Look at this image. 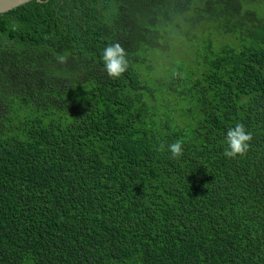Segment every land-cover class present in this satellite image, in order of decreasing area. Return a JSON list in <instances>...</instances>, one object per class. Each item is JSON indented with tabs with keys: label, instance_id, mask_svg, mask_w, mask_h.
<instances>
[{
	"label": "trees",
	"instance_id": "obj_1",
	"mask_svg": "<svg viewBox=\"0 0 264 264\" xmlns=\"http://www.w3.org/2000/svg\"><path fill=\"white\" fill-rule=\"evenodd\" d=\"M224 2L226 22L211 19ZM255 4L33 0L0 15V264H264ZM191 10L213 28L170 41ZM115 43L128 68L114 80L101 55ZM237 123L252 139L228 158ZM178 139L180 159L158 151Z\"/></svg>",
	"mask_w": 264,
	"mask_h": 264
},
{
	"label": "clouds",
	"instance_id": "obj_2",
	"mask_svg": "<svg viewBox=\"0 0 264 264\" xmlns=\"http://www.w3.org/2000/svg\"><path fill=\"white\" fill-rule=\"evenodd\" d=\"M126 52L119 43H115L106 47L101 55L104 64V69L111 79H119L127 71L128 63L126 60ZM61 62L64 57L59 58ZM79 101V97H77ZM252 136L246 131L242 123H237L234 127H230L226 133L227 148L224 151L225 157L235 158L237 155H244ZM158 151H168L173 159H180L184 155V141L176 140L171 144L165 145L161 143Z\"/></svg>",
	"mask_w": 264,
	"mask_h": 264
},
{
	"label": "rangeland",
	"instance_id": "obj_3",
	"mask_svg": "<svg viewBox=\"0 0 264 264\" xmlns=\"http://www.w3.org/2000/svg\"><path fill=\"white\" fill-rule=\"evenodd\" d=\"M243 6V0H240ZM246 7H250L251 9H256L260 17L264 18V7L261 4L260 6L248 5ZM212 10L211 19L219 18L222 22H226L227 19V5L224 3H216ZM210 16V13H207L205 10L195 11L191 10L182 16L181 18L173 19L167 26H165V30L169 33H173V38L170 41H181V40H195L201 42L206 34L203 32H207V30L213 26V23H208L205 21L206 18ZM190 19V21H189ZM213 28V27H211ZM210 28V29H211ZM196 38V39H195ZM198 39V40H197ZM196 43V42H195Z\"/></svg>",
	"mask_w": 264,
	"mask_h": 264
},
{
	"label": "water",
	"instance_id": "obj_4",
	"mask_svg": "<svg viewBox=\"0 0 264 264\" xmlns=\"http://www.w3.org/2000/svg\"><path fill=\"white\" fill-rule=\"evenodd\" d=\"M33 0H0V15L9 12ZM43 2V0H38Z\"/></svg>",
	"mask_w": 264,
	"mask_h": 264
}]
</instances>
